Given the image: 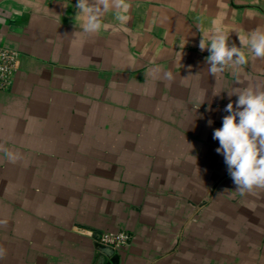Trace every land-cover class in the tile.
I'll list each match as a JSON object with an SVG mask.
<instances>
[{
  "label": "crops",
  "instance_id": "crops-1",
  "mask_svg": "<svg viewBox=\"0 0 264 264\" xmlns=\"http://www.w3.org/2000/svg\"><path fill=\"white\" fill-rule=\"evenodd\" d=\"M76 3L0 0L19 53L0 92V264H109L96 242L119 232V264H264V190L235 191L212 138L264 59L245 46L238 83L199 49L214 22L237 47L264 30V0H125L96 32Z\"/></svg>",
  "mask_w": 264,
  "mask_h": 264
},
{
  "label": "clouds",
  "instance_id": "clouds-1",
  "mask_svg": "<svg viewBox=\"0 0 264 264\" xmlns=\"http://www.w3.org/2000/svg\"><path fill=\"white\" fill-rule=\"evenodd\" d=\"M76 8L77 18L84 17L83 30L96 32L101 27L103 12L111 8L126 10L127 4L125 0H77ZM117 18L122 22L126 20L124 16ZM201 37L199 49L209 52L207 70L214 77L231 68L236 82L241 83L239 73L249 62V55L243 50L245 46L252 58L264 59V30L256 29L241 39V47L230 45L229 35L215 22L210 32ZM165 78L172 79L173 74L166 72ZM228 95H235L237 100L235 107L232 102L226 105L224 111L228 114L223 117L222 126L213 130L212 138L219 141L215 151L223 156L235 191L244 195L264 190V87L232 88ZM212 123L208 121L209 126Z\"/></svg>",
  "mask_w": 264,
  "mask_h": 264
},
{
  "label": "built area",
  "instance_id": "built-area-1",
  "mask_svg": "<svg viewBox=\"0 0 264 264\" xmlns=\"http://www.w3.org/2000/svg\"><path fill=\"white\" fill-rule=\"evenodd\" d=\"M18 62L19 53L17 51L0 45V92L12 85ZM131 240L132 236L129 232H119L103 234L99 242L114 250H119L128 246Z\"/></svg>",
  "mask_w": 264,
  "mask_h": 264
},
{
  "label": "water",
  "instance_id": "water-1",
  "mask_svg": "<svg viewBox=\"0 0 264 264\" xmlns=\"http://www.w3.org/2000/svg\"><path fill=\"white\" fill-rule=\"evenodd\" d=\"M96 249L100 253V258L103 260L104 258H109V264H119L120 256L116 253L112 247L104 245L100 242H96Z\"/></svg>",
  "mask_w": 264,
  "mask_h": 264
}]
</instances>
